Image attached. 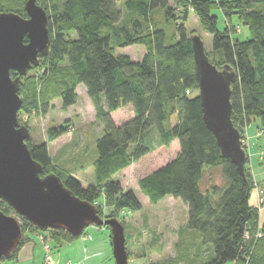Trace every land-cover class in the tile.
I'll return each instance as SVG.
<instances>
[{"label":"trees","instance_id":"1","mask_svg":"<svg viewBox=\"0 0 264 264\" xmlns=\"http://www.w3.org/2000/svg\"><path fill=\"white\" fill-rule=\"evenodd\" d=\"M25 1L0 0V10L26 18ZM119 1L37 0L48 18L50 43L39 60V77L10 73L12 80L19 79V112L46 114L56 99L63 109L73 106L81 84L102 127L92 161L94 184L86 185L54 166L46 142H27L31 158L41 166L40 177L57 176L91 205L102 199L114 214L106 218H117L142 206L135 193L124 191L113 177L155 148L168 149L177 142L172 160L137 181L150 204L169 196L187 209L177 257L154 264H264V225L259 227V212L249 203L254 186L243 143L252 122L264 132V0H126L122 10ZM214 12L226 21L235 17L248 37L239 41L227 26L219 30ZM189 13L212 37V52L205 53L209 62L234 75L230 120L240 136L243 172L222 156L204 124L193 37L185 28ZM131 46L144 48L139 61L116 54ZM129 106L133 117L115 125L111 115ZM67 133L66 127H53L46 138L51 143ZM214 169L220 170L221 183L211 177ZM0 211L14 214L2 201ZM20 227L23 236L9 260H15L27 242L26 230L39 232L23 220ZM101 229L110 235L108 227ZM49 233L52 249L79 238L65 231Z\"/></svg>","mask_w":264,"mask_h":264},{"label":"water","instance_id":"2","mask_svg":"<svg viewBox=\"0 0 264 264\" xmlns=\"http://www.w3.org/2000/svg\"><path fill=\"white\" fill-rule=\"evenodd\" d=\"M24 11L26 18L0 10V201L40 231H65L76 238L90 226L108 227L114 263L129 264L122 225L115 219H101L94 205L74 196L57 176L41 178V166L25 144L30 134L18 123L19 79L12 80L10 73L23 77L38 67L50 39L47 15L37 0H26ZM193 51L204 124L222 156L243 172L244 152L230 120L234 75L209 62L199 38L193 37ZM22 236L19 222L0 211V262L16 251Z\"/></svg>","mask_w":264,"mask_h":264},{"label":"rangeland","instance_id":"3","mask_svg":"<svg viewBox=\"0 0 264 264\" xmlns=\"http://www.w3.org/2000/svg\"><path fill=\"white\" fill-rule=\"evenodd\" d=\"M125 1L120 0L117 4L118 8L122 10ZM214 14L217 16V27L219 30H223L224 26H227L232 36L239 41H243L248 37L246 27L239 23L235 17L231 21H226L220 12H214ZM185 28L189 35L200 39L206 54L212 52V37L200 28L194 14L189 13ZM144 53L142 46H131L116 50V54L127 55L133 61H139ZM38 67L29 70L27 72L28 76L39 77L42 73V68ZM76 93V103L66 109H63L61 101L56 99L51 102V108L46 114L37 115L32 113L26 115L18 111L17 118L20 126L28 127L30 138L25 141V144L27 142L29 145L46 142L52 164L59 167L60 170H64L65 173H71L78 181L89 185L95 182L92 161L96 157L95 145L96 140L102 134V127L96 120L95 111L86 94L85 87L81 84L78 85ZM132 114V108L129 106L114 112L111 117L115 125H121L130 120L133 117ZM53 127H66L68 128V133L49 143L46 138L47 131ZM247 134L251 137L248 145ZM243 135L245 139L243 143L248 154L247 167L254 186L250 194L249 203L255 205L258 210L259 227H261L264 225V202L260 204L259 201L264 198V181L257 178L256 170L260 167L264 174V132L257 129V124L252 122ZM177 151V142L171 143L168 149L163 147L155 148L154 151L133 163L128 169L113 177L114 180L119 181L124 191H133L142 206L138 212L131 214L121 212L117 215V218H113L125 226L126 247L130 253L129 264L161 263L178 255L179 251L176 245L181 239L180 231L183 230L186 224V207L180 200L169 196L157 204H150L147 197L140 192L137 186L139 179L172 160ZM209 173L216 183L222 182L219 169L211 170ZM261 177L262 179L264 178L263 176ZM94 206L97 210H100L101 219H108L106 218L108 215H114L106 208L102 199L95 202ZM9 216L15 218L20 224L21 219L17 218L15 214ZM101 228L90 226L73 242H79L84 233L90 235L95 233L99 236L100 232L101 234H109L107 230ZM50 231L52 230L32 231L37 234L43 252H45L42 264H51V261L55 260L57 252H59L57 249H52ZM26 232L24 237L29 242ZM18 253L15 260L2 259L0 264H18L16 262ZM96 264L98 263L96 262ZM100 264H108V262L103 260ZM109 264H115L111 253L109 255Z\"/></svg>","mask_w":264,"mask_h":264},{"label":"crops","instance_id":"4","mask_svg":"<svg viewBox=\"0 0 264 264\" xmlns=\"http://www.w3.org/2000/svg\"><path fill=\"white\" fill-rule=\"evenodd\" d=\"M250 138L247 134V145ZM256 173L257 178L264 181V178L261 177H264L262 168L259 167ZM252 206L255 207V205ZM26 236L30 241L22 247L16 262L18 264H42L45 252H43L37 234L29 230L26 232ZM57 250L59 252L51 264H96V262L100 264L103 260L109 264V255L110 253L112 255L110 235L101 234V232L100 236L95 233L93 235L84 233L79 242L63 243Z\"/></svg>","mask_w":264,"mask_h":264},{"label":"built area","instance_id":"5","mask_svg":"<svg viewBox=\"0 0 264 264\" xmlns=\"http://www.w3.org/2000/svg\"><path fill=\"white\" fill-rule=\"evenodd\" d=\"M263 200H264V198H261V199H260V201H259L260 204H263V202H264ZM47 264H48V263H47Z\"/></svg>","mask_w":264,"mask_h":264}]
</instances>
